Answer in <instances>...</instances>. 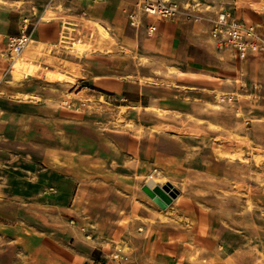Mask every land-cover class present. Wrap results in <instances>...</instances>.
<instances>
[{"label":"rangeland","instance_id":"rangeland-1","mask_svg":"<svg viewBox=\"0 0 264 264\" xmlns=\"http://www.w3.org/2000/svg\"><path fill=\"white\" fill-rule=\"evenodd\" d=\"M50 1L0 0V264H25L28 251L53 264H264V0L179 4L168 20H181L191 48H167L145 84L140 48H115L112 71L93 72L89 60L107 54L108 39L84 13L93 0L77 9L69 0L82 14L44 26ZM127 1L117 47L135 43L141 26L130 24ZM221 9L260 37L244 58L212 43ZM25 24L65 48L30 42L16 79L7 37ZM194 48H210L206 69L218 78L185 94L163 64H191ZM79 58H88L80 71ZM149 175L179 190L164 209L141 189ZM50 230L58 250L35 241Z\"/></svg>","mask_w":264,"mask_h":264},{"label":"crops","instance_id":"crops-1","mask_svg":"<svg viewBox=\"0 0 264 264\" xmlns=\"http://www.w3.org/2000/svg\"><path fill=\"white\" fill-rule=\"evenodd\" d=\"M73 1L77 9V7L84 5V2L88 0H73ZM51 2L52 1H50V4H52L53 2L54 3H53V7H51L50 9L51 10L50 18H46L45 24L42 23L44 26L48 24H54L53 22L56 19L54 17L55 15L62 17L63 19L64 18L67 19L68 17H72L73 14L76 17L82 14L78 11H75L76 13L75 14L70 10L69 0H54L52 3ZM192 2H194V0H181L180 4L184 5V7H187L189 5V8L191 9V4H194ZM130 3L135 4V6L131 8V10L130 9L129 10L130 12L132 11L136 12L137 16L140 18L141 26L138 27L136 29L137 31L135 32V34H133L135 38V43H132L131 46H127L124 44V45H119L118 47L115 43V37L117 35H123V36L126 35L127 30L125 27H121L117 25L118 23L117 11L120 8L123 9L125 7V4H128V1L125 2V0L122 1L93 0L92 3L89 4L87 3L88 5L86 4L84 13L88 14V17L92 18L93 20L92 22H94L97 25L99 24V26L101 27V29L99 28V31H101L100 33L102 35H105L107 33L106 36L108 37V39L106 40L107 45L104 46L105 48H107V54L102 55V57L100 58H96V59L91 58L89 60L90 61L89 63H91V67L95 74L110 73L113 67H115V63H116V58H115L116 55L114 52L115 48H140L139 49L140 53L138 54L143 56L145 60H142L141 62L140 61L137 62L136 64L137 69L135 71L139 73L137 79H139L140 82L144 81L145 84L146 82H148L147 81L148 78L151 77V75L149 74L155 73L156 76L159 75L158 72L159 69L155 68L156 65L154 66L153 62H159V60L160 62L161 61L164 62L166 60V57L161 58V56L164 52L167 51V48L168 50H172L171 48H174V52H176V51H183V49L185 48H191V46L185 44L183 41L184 28H183V24L181 23V20L179 19L168 20V18L158 17L152 14H145L140 10H138L137 7L138 0H130ZM124 20H125L124 22H126V19ZM244 20L248 22L249 19H246L245 17ZM150 24H154L156 26V29L153 33L148 31V26ZM92 30L94 29L92 28ZM150 33L154 35L149 36L148 34ZM31 42L33 43L32 48H39V50L40 48H44V49L49 48L50 51H55V48H65L61 44H58L57 35H55L54 33L43 35L41 33H38V31H36V33L32 36ZM212 43L214 44V47L217 49L218 46L213 41ZM66 48H72V46L69 45V47ZM93 48H96V46L93 45ZM94 50L96 51L97 49ZM218 51L219 54H222V57H229V58L235 57L234 50L231 48L219 49ZM131 52H135V50L132 49ZM211 53L212 52H210V48H194L193 52H191L192 54L191 64L188 63L184 66L181 61L174 60L176 61V65L166 66V64H163V66H165L163 68L168 69V72L165 69L168 74H173L182 77L184 80L180 83L181 90H183L185 94H191V88L202 87V85H206V84L210 85L212 83L213 78H218L217 76H214L213 74L209 73L211 70L206 69V65L212 63L210 59ZM84 61H88V58L77 59L75 64L79 71L80 68L83 67ZM163 68H160V70L164 71ZM135 71L133 72V74H136ZM57 72L59 71H55L51 73L57 75ZM60 78L68 81L73 80L71 76L66 75L62 72H61V76H58V79ZM148 107H154V106L148 104L145 105V109L153 110ZM155 109H157V107H155ZM54 233L55 231L53 230L39 231V232L36 231L34 235H36L37 239H35V241L39 243L42 238H44L47 241H55L57 240V237L52 235ZM55 244H57V241L54 242V245ZM57 245L54 246L55 250H58ZM23 254H25L26 256L25 264H53L52 262H49V260H52L51 257L44 258V256H40V255L31 256V253L29 251L28 253H23ZM60 255H62L61 250H60Z\"/></svg>","mask_w":264,"mask_h":264},{"label":"built area","instance_id":"built-area-1","mask_svg":"<svg viewBox=\"0 0 264 264\" xmlns=\"http://www.w3.org/2000/svg\"><path fill=\"white\" fill-rule=\"evenodd\" d=\"M181 0H138V10L145 14H152L163 18H173L179 13ZM189 8V5L186 7ZM130 24L137 27L140 18L136 12L129 13ZM156 29L154 24L148 26V31ZM26 30V24L18 35H9L7 44L12 54H19L29 43L33 29ZM211 37L217 46L227 45L234 50L238 58H244L249 49H256L260 45V37L253 24H243L230 15L228 11L220 10L210 30ZM1 37V36H0Z\"/></svg>","mask_w":264,"mask_h":264},{"label":"water","instance_id":"water-1","mask_svg":"<svg viewBox=\"0 0 264 264\" xmlns=\"http://www.w3.org/2000/svg\"><path fill=\"white\" fill-rule=\"evenodd\" d=\"M141 189L162 209L166 208L179 193V190L169 181L161 186L155 185L152 188L144 183Z\"/></svg>","mask_w":264,"mask_h":264},{"label":"bare ground","instance_id":"bare-ground-1","mask_svg":"<svg viewBox=\"0 0 264 264\" xmlns=\"http://www.w3.org/2000/svg\"><path fill=\"white\" fill-rule=\"evenodd\" d=\"M31 42V40L29 41V43ZM28 43V44H29ZM23 60L22 58L17 55L13 58V61H12V67H11V70L10 72L12 73L13 77L16 79L21 75V71H20V67L23 66ZM57 76H61V72H57ZM19 94V93H18ZM32 95V94H31ZM37 96V95H35ZM148 108H151V109H155V107H148ZM232 156H235V153H231ZM147 184L152 188L153 186L155 185H163L166 183V178L165 177H158V176H154V175H149V177L147 178Z\"/></svg>","mask_w":264,"mask_h":264}]
</instances>
